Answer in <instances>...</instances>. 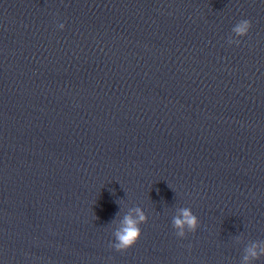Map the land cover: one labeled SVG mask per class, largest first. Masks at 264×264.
<instances>
[{"label":"water","instance_id":"obj_1","mask_svg":"<svg viewBox=\"0 0 264 264\" xmlns=\"http://www.w3.org/2000/svg\"><path fill=\"white\" fill-rule=\"evenodd\" d=\"M253 244L264 0H0V264H244Z\"/></svg>","mask_w":264,"mask_h":264},{"label":"clouds","instance_id":"obj_2","mask_svg":"<svg viewBox=\"0 0 264 264\" xmlns=\"http://www.w3.org/2000/svg\"><path fill=\"white\" fill-rule=\"evenodd\" d=\"M60 28L64 25L60 24ZM251 27V22L248 19L242 20L234 27L237 35L244 36L248 33ZM239 43V41H236ZM135 215H127L124 217L121 227L114 233V241L112 246L117 250H125L136 243L141 235L140 224L145 222L147 217L145 213L137 208L134 210ZM198 218L190 209H183L182 216L174 220V226L178 229L176 235L183 237L185 231H194L198 225ZM264 254V247L253 244L247 250L243 257L244 264H249L252 259Z\"/></svg>","mask_w":264,"mask_h":264}]
</instances>
